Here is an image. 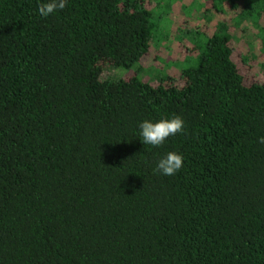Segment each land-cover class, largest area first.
Returning <instances> with one entry per match:
<instances>
[{
  "label": "trees",
  "instance_id": "trees-1",
  "mask_svg": "<svg viewBox=\"0 0 264 264\" xmlns=\"http://www.w3.org/2000/svg\"><path fill=\"white\" fill-rule=\"evenodd\" d=\"M174 2L0 0V264H264V78L232 45L264 70V0L195 2L177 76L104 74L168 37ZM176 114L181 132L143 144L140 121ZM168 151L184 159L163 175Z\"/></svg>",
  "mask_w": 264,
  "mask_h": 264
},
{
  "label": "rangeland",
  "instance_id": "rangeland-1",
  "mask_svg": "<svg viewBox=\"0 0 264 264\" xmlns=\"http://www.w3.org/2000/svg\"><path fill=\"white\" fill-rule=\"evenodd\" d=\"M197 1L199 0H196L194 2H192V0H182V2L192 3V7H189V9L185 7L188 13L192 11L191 15L188 14L187 18H185L183 12H181L180 10L179 2L175 0L173 9L171 8L172 10L169 13V25L171 27L169 28L168 37L160 40L156 45L152 44L150 51L146 53L140 60V63H137L135 66L128 69L118 68L116 71L107 69L104 74L108 75L112 72V77L124 79L129 78L133 75H137L142 80L149 81L152 84H157L160 78L163 76L179 75L181 69L195 62L198 50L195 48H191L190 52L187 53V46H189V44L194 45V43L192 42L193 40L189 37L190 35L188 33L183 32L179 37L184 39L183 43L185 45L183 43L175 41V28L178 26L184 27L185 25H187V27H190V25L194 26V29H196L195 27H199L202 29L205 27V20L202 18V13L197 9L195 4V2ZM153 4L154 2H152V5ZM160 11L163 10H159L158 12ZM157 14V16H160L159 13ZM248 29L249 28L244 29L241 33L251 31ZM186 34H188V36ZM232 45L234 47V57L237 61H239L240 66H242L243 72L246 75L248 82L263 79L264 70H261L259 60L253 59L252 63L249 65V63L242 62L240 59V55H238L241 48H243L244 50L248 48L247 44L241 41L233 40ZM258 45L259 43L257 41H254V47L258 48ZM178 80L179 77H176L177 82ZM182 82L183 81L181 80L180 83Z\"/></svg>",
  "mask_w": 264,
  "mask_h": 264
},
{
  "label": "clouds",
  "instance_id": "clouds-1",
  "mask_svg": "<svg viewBox=\"0 0 264 264\" xmlns=\"http://www.w3.org/2000/svg\"><path fill=\"white\" fill-rule=\"evenodd\" d=\"M66 0H40L38 12L47 16L57 9L65 6ZM184 120L178 114L158 120L144 119L139 122V137L143 144L158 146L169 136L183 130ZM259 142L264 143V136L258 137ZM183 154L178 151H168L161 155L155 163V171L163 175H172L180 169L183 162Z\"/></svg>",
  "mask_w": 264,
  "mask_h": 264
}]
</instances>
